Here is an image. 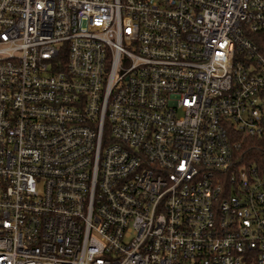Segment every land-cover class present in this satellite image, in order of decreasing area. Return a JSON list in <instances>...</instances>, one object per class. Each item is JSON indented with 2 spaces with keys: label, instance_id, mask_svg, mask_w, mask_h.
<instances>
[{
  "label": "built area",
  "instance_id": "2783aa9c",
  "mask_svg": "<svg viewBox=\"0 0 264 264\" xmlns=\"http://www.w3.org/2000/svg\"><path fill=\"white\" fill-rule=\"evenodd\" d=\"M264 0H0V264H264Z\"/></svg>",
  "mask_w": 264,
  "mask_h": 264
},
{
  "label": "trees",
  "instance_id": "16d2710c",
  "mask_svg": "<svg viewBox=\"0 0 264 264\" xmlns=\"http://www.w3.org/2000/svg\"><path fill=\"white\" fill-rule=\"evenodd\" d=\"M260 46H264V31L253 34ZM230 141L238 142L239 146L234 152V163L238 165H256L260 171L264 170V136L244 135L233 130Z\"/></svg>",
  "mask_w": 264,
  "mask_h": 264
}]
</instances>
